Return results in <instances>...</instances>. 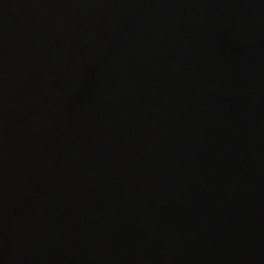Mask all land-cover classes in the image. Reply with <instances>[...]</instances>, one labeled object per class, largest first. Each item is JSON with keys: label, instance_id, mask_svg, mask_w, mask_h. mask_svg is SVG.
<instances>
[{"label": "water", "instance_id": "1", "mask_svg": "<svg viewBox=\"0 0 264 264\" xmlns=\"http://www.w3.org/2000/svg\"><path fill=\"white\" fill-rule=\"evenodd\" d=\"M0 264H264V0H0Z\"/></svg>", "mask_w": 264, "mask_h": 264}]
</instances>
